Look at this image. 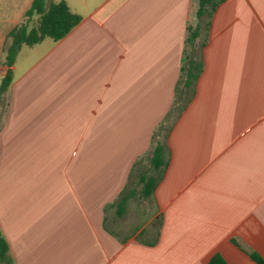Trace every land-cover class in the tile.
I'll return each mask as SVG.
<instances>
[{
    "label": "crops",
    "instance_id": "1",
    "mask_svg": "<svg viewBox=\"0 0 264 264\" xmlns=\"http://www.w3.org/2000/svg\"><path fill=\"white\" fill-rule=\"evenodd\" d=\"M59 1L79 22L22 44L3 93L11 264H206L216 251L230 264H256L248 252L264 261V0H223L208 28L205 16L191 23L197 0L48 4ZM31 2L0 0V81L6 35ZM197 23L203 68L175 115ZM162 123L169 160L158 179L138 167Z\"/></svg>",
    "mask_w": 264,
    "mask_h": 264
},
{
    "label": "trees",
    "instance_id": "2",
    "mask_svg": "<svg viewBox=\"0 0 264 264\" xmlns=\"http://www.w3.org/2000/svg\"><path fill=\"white\" fill-rule=\"evenodd\" d=\"M223 0H197L196 17L198 20L205 16L207 18L206 28L210 23V17ZM38 15V21L35 25L29 27L27 21L33 16ZM80 20V16L72 13L64 1L48 4V0H32L30 6L24 12L22 21L16 25L9 33V42L5 48V61L8 70L0 81V95L8 88L11 81V70L16 53L22 44L32 45L41 41L44 37H50L54 40H59L64 37ZM189 27V26H188ZM200 24L188 28L185 44V57L183 60V87L178 94L174 106L175 115L179 114L187 101L194 93V85L198 79L202 68V49L208 41L207 33L199 45H196V39L200 35ZM192 50L194 54L191 53ZM182 98V99H181ZM183 98L186 102L183 101ZM169 125L162 123L161 128L164 131L162 141H158L149 156V163L152 170L162 177L163 169L166 168L169 160V149L166 143ZM146 183L147 193H150L149 188L153 179H146L142 176L140 179ZM248 256L254 260L256 264H264V261L255 253L248 252ZM0 264H11V259L8 254V244L0 231ZM206 264H230L218 251L214 252L207 260Z\"/></svg>",
    "mask_w": 264,
    "mask_h": 264
},
{
    "label": "rangeland",
    "instance_id": "3",
    "mask_svg": "<svg viewBox=\"0 0 264 264\" xmlns=\"http://www.w3.org/2000/svg\"><path fill=\"white\" fill-rule=\"evenodd\" d=\"M35 15H33L28 21H27V24H28V26L29 27H31V26H33V25H35L36 23H37V21H38V19H36L35 17H34ZM34 17V18H33ZM204 20H205V18H203V19H201V23H202V26H204L203 25V22H204ZM197 22V17L196 16H194L193 18H191V23L192 24H195ZM13 29V28H12ZM8 34L6 35V38H5V45H4V59H5V48H6V46H7V44H8V42H9V39H8ZM199 42V41H198ZM5 61V60H4ZM1 97H0V118H1V116H2V113H3V109H4V103H5V100H6V96H5V94H3V95H0ZM163 136H164V131H162V132H159V136H158V138H157V140H159V141H162L163 140ZM150 156V155H149ZM149 156H147L148 157V161H145V163L143 162V161H141V165H139V169H141L142 170V173H145L146 175H148V174H155V171L154 170H152V168L150 167V163H149ZM136 180H137V178H135Z\"/></svg>",
    "mask_w": 264,
    "mask_h": 264
}]
</instances>
